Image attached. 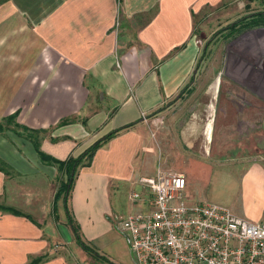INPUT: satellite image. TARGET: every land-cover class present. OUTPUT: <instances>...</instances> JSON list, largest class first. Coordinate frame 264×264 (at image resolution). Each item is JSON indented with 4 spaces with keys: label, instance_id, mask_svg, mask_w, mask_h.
Here are the masks:
<instances>
[{
    "label": "crops",
    "instance_id": "0c3cea01",
    "mask_svg": "<svg viewBox=\"0 0 264 264\" xmlns=\"http://www.w3.org/2000/svg\"><path fill=\"white\" fill-rule=\"evenodd\" d=\"M223 1L0 0V123L18 113L19 126L43 132L39 150L59 161L130 125L78 169L66 204L81 240L115 264H135L115 224L149 209L143 197L130 200L143 195L138 179L173 169L165 162L176 157L170 135L154 137L150 126L174 107L197 111L188 130L197 153L174 168L186 180L185 203H216L251 223L262 220L264 170L224 154L234 104L213 102L201 73L197 103H173L196 81L195 19ZM63 120L70 123L58 126ZM24 139L0 135V264H72V255L89 264L63 200L55 202L63 175Z\"/></svg>",
    "mask_w": 264,
    "mask_h": 264
},
{
    "label": "rangeland",
    "instance_id": "374dc122",
    "mask_svg": "<svg viewBox=\"0 0 264 264\" xmlns=\"http://www.w3.org/2000/svg\"><path fill=\"white\" fill-rule=\"evenodd\" d=\"M219 6L220 9L215 11L205 8L195 19L197 26L194 33L198 51L195 64L196 81L194 80L195 84L187 87L173 103L196 104L197 91L194 95L193 91L197 89V74H205L208 78L201 79V83L204 82V87L210 86L212 89L213 102L221 106V102L227 101L235 106L233 131L230 134L229 129L225 130L224 136L221 137L225 147L224 154L235 160H242L245 165L257 163L264 170V67L260 65L264 63V25H252L253 21L260 20L255 15L264 13V0H225ZM234 23L235 28L232 25ZM240 108L242 111L239 112ZM177 109L174 107L166 112L169 117L166 114H158V117L151 119L154 123L150 126L154 137L161 130L170 135L168 143L171 149L176 151V157H173L174 161L168 159L165 162L171 161L173 169L187 167L183 161L182 165L177 164L182 160L180 157L186 158L197 153L192 146L194 136L188 133V130L192 129L191 122L195 119L197 111L177 112ZM174 113L178 115L172 118ZM220 117L216 118V126L220 125ZM237 122L240 123L239 127L236 126ZM0 124L4 126L6 136L41 138L40 133L24 132L13 122L4 123L3 120ZM161 140L163 139L159 142ZM173 169L170 170L175 171ZM142 197L149 206L150 194L144 190ZM237 202L236 207L240 206ZM147 208L142 207L137 212H145ZM119 234L122 235L121 232ZM125 243L127 245L126 241ZM99 255L107 262L89 257L87 263L115 264L109 256ZM74 257L71 256L72 264L77 263Z\"/></svg>",
    "mask_w": 264,
    "mask_h": 264
},
{
    "label": "built area",
    "instance_id": "2783aa9c",
    "mask_svg": "<svg viewBox=\"0 0 264 264\" xmlns=\"http://www.w3.org/2000/svg\"><path fill=\"white\" fill-rule=\"evenodd\" d=\"M137 183L151 196L149 209L115 224L135 264H264V213L251 223L224 205H188L185 177L172 170L158 169ZM130 200L141 201V192Z\"/></svg>",
    "mask_w": 264,
    "mask_h": 264
},
{
    "label": "trees",
    "instance_id": "16d2710c",
    "mask_svg": "<svg viewBox=\"0 0 264 264\" xmlns=\"http://www.w3.org/2000/svg\"><path fill=\"white\" fill-rule=\"evenodd\" d=\"M255 16H257V18H259L260 20L257 21H253L252 25H264V13H259L256 14ZM234 26V28L236 27V24H232ZM232 27V26H230ZM186 89V88H185ZM185 89L183 91H185ZM18 116V113H14L6 118H4V123H11L13 122L15 126L19 127L20 129H22L24 132H31L34 134H41L43 133L42 131H35V130H29V129H25L21 126H19L16 123V118ZM67 123H70V120H63L61 123H59L58 126H62V125H66ZM129 126L123 127V128H119L117 130H114L112 132H110L109 134L105 135L104 137H102L101 139L97 140L96 142H94L92 145H90L86 150H84V152H82L79 156L73 158V157H69L68 159L64 160V161H59L56 160L48 155L43 154L40 150H39V139L37 137L34 136H26L25 139L29 140L35 151L37 152V155L40 159V161L43 164L46 165H50V166H56L57 169L59 170V172L63 175V177L65 178L59 181V188L56 192L55 195V202L58 200H63L64 203V208H65V213H66V218H67V222L68 224L72 227L73 232H74V236H75V241L77 243V245L85 252L87 253L90 257H92L95 260H100V261H105L107 262V260L100 256L98 253H96L93 249H91L88 245H86L80 238L79 234H78V228L76 227V225L73 224L72 219L69 215V211L68 208L66 206L67 204V197L72 189V185L75 179V176L77 174V171L79 168L81 167H87L91 164V161L96 153V151L108 140H110L111 138H113L115 135H117L119 132H121L124 129L129 128ZM5 131V128L2 124H0V135L3 134ZM4 171V170H2ZM53 213H55V207L53 208ZM41 260L40 259H36L33 260L31 263L29 264H37L39 263Z\"/></svg>",
    "mask_w": 264,
    "mask_h": 264
},
{
    "label": "water",
    "instance_id": "95a60500",
    "mask_svg": "<svg viewBox=\"0 0 264 264\" xmlns=\"http://www.w3.org/2000/svg\"><path fill=\"white\" fill-rule=\"evenodd\" d=\"M261 67H264V63H260ZM125 239H126V242L128 244V238L124 235Z\"/></svg>",
    "mask_w": 264,
    "mask_h": 264
}]
</instances>
